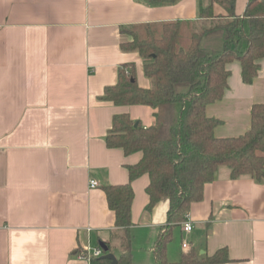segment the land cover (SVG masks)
<instances>
[{
  "label": "crops",
  "instance_id": "obj_1",
  "mask_svg": "<svg viewBox=\"0 0 264 264\" xmlns=\"http://www.w3.org/2000/svg\"><path fill=\"white\" fill-rule=\"evenodd\" d=\"M211 1L0 0V264H90L80 255L109 241L115 215L103 188L127 184V168L141 159L106 146L112 118L127 114L144 128L154 123L150 107L101 100L125 65L134 66L139 87H150L144 61L120 48L131 40L122 30L196 20ZM246 3L236 0L238 15ZM227 69L222 99L205 110L219 121L218 138L243 135L253 105L264 104V59L250 84L238 62ZM229 174L218 168L190 205L191 232L182 223L171 229L168 261L194 248L207 256L226 249L229 260L221 264H264V181ZM148 183L147 175L130 183L134 264L154 262L153 245L166 225V199L147 210Z\"/></svg>",
  "mask_w": 264,
  "mask_h": 264
},
{
  "label": "trees",
  "instance_id": "obj_2",
  "mask_svg": "<svg viewBox=\"0 0 264 264\" xmlns=\"http://www.w3.org/2000/svg\"><path fill=\"white\" fill-rule=\"evenodd\" d=\"M212 3L224 14L214 13ZM122 32L131 40L121 50L136 52L144 61L150 87H139L134 66L125 65L118 71L116 84L104 89L101 100L115 106L150 107L154 123L144 128L137 122L134 127L127 114L112 118L106 146L121 149L125 156L140 153L141 159L127 168V184L103 188L115 215V230L104 245L108 253H117L115 264H134L130 183L147 175V210L162 199L168 204L166 225L154 242L151 264L228 262L226 249L207 256L188 248L173 262L167 260L166 250L172 241L171 229L185 220L192 203L202 199L204 185L214 180L218 168H228L232 180L264 181V104L253 105L250 128L232 138L216 137L213 131L219 121L205 113L207 105L224 95L229 64L239 63L246 84L257 75L259 61L264 59V0H247L240 15L236 0H212L199 9L196 20L143 24ZM90 264L111 261L98 257Z\"/></svg>",
  "mask_w": 264,
  "mask_h": 264
},
{
  "label": "built area",
  "instance_id": "obj_3",
  "mask_svg": "<svg viewBox=\"0 0 264 264\" xmlns=\"http://www.w3.org/2000/svg\"><path fill=\"white\" fill-rule=\"evenodd\" d=\"M96 186H97V183L95 181H90L89 183L90 188H95ZM181 227L184 233H189L192 231V222L188 219V213L185 216V220L182 222ZM187 247L188 246L186 243L182 244V249H187ZM103 255L104 253L101 247H97V248L89 249L85 251V253L80 255V257H82L83 259H85L86 261L90 263L93 258H98Z\"/></svg>",
  "mask_w": 264,
  "mask_h": 264
},
{
  "label": "water",
  "instance_id": "obj_4",
  "mask_svg": "<svg viewBox=\"0 0 264 264\" xmlns=\"http://www.w3.org/2000/svg\"><path fill=\"white\" fill-rule=\"evenodd\" d=\"M136 126H137V122H135V124H134V127H136ZM100 247L103 250V252L105 253L103 256H101V258L111 261V264H115L116 258L114 257V255L112 253H108L107 247L103 243L100 244Z\"/></svg>",
  "mask_w": 264,
  "mask_h": 264
},
{
  "label": "rangeland",
  "instance_id": "obj_5",
  "mask_svg": "<svg viewBox=\"0 0 264 264\" xmlns=\"http://www.w3.org/2000/svg\"><path fill=\"white\" fill-rule=\"evenodd\" d=\"M188 240V239H187ZM186 241V240H185ZM189 241V240H188ZM172 242V241H171ZM188 244V243H187ZM194 246H196L197 247V244L195 245V244H193ZM179 246H180V243H174V246L172 247V249H174V251L175 252H178V250H180V248H179ZM188 246H189V244H188ZM193 246V247H194ZM198 253H200V250H199V252Z\"/></svg>",
  "mask_w": 264,
  "mask_h": 264
}]
</instances>
